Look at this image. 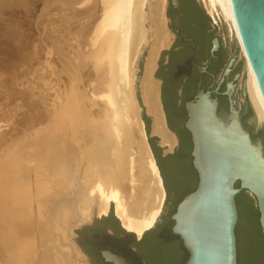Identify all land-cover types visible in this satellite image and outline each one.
I'll return each instance as SVG.
<instances>
[{"label":"bare ground","instance_id":"1","mask_svg":"<svg viewBox=\"0 0 264 264\" xmlns=\"http://www.w3.org/2000/svg\"><path fill=\"white\" fill-rule=\"evenodd\" d=\"M198 1L214 23L227 24L239 46L230 21L227 1ZM145 3L146 0H98L94 7L98 8L97 13L100 14L99 22L95 25V31L90 23L89 29L92 25V32L95 34L93 36L92 33L89 34L92 39L94 36L101 39L103 44L101 60L97 58L102 61L101 69L99 68L102 75L98 72L100 79L96 82V78L93 79L96 74L90 75L94 85L86 84L85 94L84 92L83 95L78 94L75 100L70 96L64 97V105L53 116H47L49 119L47 124L45 123V128L36 133L34 139L30 143L28 141L24 145L25 148L23 147L27 153L26 165L24 161H16V157L21 156L23 152L20 155L18 151L17 156L13 154L16 174L13 175L12 172L10 176H16L17 182L14 180L16 184L14 183L6 194V199L4 198L6 202H0L2 209L0 244L6 263L23 264L17 258L26 253L31 259L28 252L38 248V245H35L36 238L42 235L44 240H47V235L51 234L50 207L72 192L87 198L93 197L96 192L98 196L96 217L106 215L111 203L113 214L121 227L138 238L152 227L160 214L165 192L147 143L132 80L133 74L138 70L134 63L147 37L149 19L144 9ZM148 4L152 23L149 26L146 45L148 49L142 75L137 80V92L146 115L151 119L150 135L158 137L164 146L172 149L176 145V139L166 127L160 102V82L154 78L159 53L169 47L171 39L166 27V0H148ZM92 8V11L88 12H94ZM89 16L91 17V13ZM96 16L99 15L95 14L92 19L94 20ZM81 19L85 20V17ZM86 21L87 19L84 22ZM93 23L95 24L96 21L94 20ZM84 25L88 26L87 23ZM84 25L82 24L81 28ZM97 40L96 42L99 41ZM239 56L243 58L242 51ZM94 65L97 68L96 64ZM245 70L247 96L256 118L264 123V108L247 64ZM90 80L87 79L88 82ZM21 158L22 156L19 159ZM31 192L36 199L54 195H51L48 204L45 201L42 203L47 218L39 217L40 227L36 226L35 220L27 213V204L33 199L29 194ZM20 199L23 201L19 202V205ZM39 202L38 205L41 206ZM33 206L32 204L29 207L33 208ZM87 210L88 206L82 210L77 209V215L82 216ZM55 251L53 257H50L47 251L42 254L39 252L40 263L68 264L78 259L75 253H72L73 259H70L57 248Z\"/></svg>","mask_w":264,"mask_h":264},{"label":"water","instance_id":"2","mask_svg":"<svg viewBox=\"0 0 264 264\" xmlns=\"http://www.w3.org/2000/svg\"><path fill=\"white\" fill-rule=\"evenodd\" d=\"M196 1L198 3V0ZM226 1L230 21L239 42V53L240 51L243 53L244 69L247 64L264 108V0ZM168 3L169 0L166 8ZM170 4L174 8L179 7L178 0H170ZM144 9L149 19L147 37L134 63L140 71L132 76L141 119L144 117V110L138 98L137 80L142 70L141 63L144 60L149 26L152 23L148 0H146ZM217 48L218 41L215 39L211 52L213 53ZM235 61L236 55L228 63L223 78L213 92L200 90L202 73L205 72V68L198 65L200 78L197 95L193 101L186 104L188 119L185 128L191 137L190 156L198 182L196 189L177 204L175 212L170 217L173 221L171 231L179 238L188 254L185 264H238L235 231L238 222L236 197L242 192H246L255 200L258 225L264 238V142L263 144L255 143L249 132L242 126L239 111L235 109V102L231 99L235 87L233 82L227 85L224 93L228 97L229 112L223 111V118L217 115V101L211 98L212 93H217L224 77L231 72ZM238 64L241 68V61ZM245 73L240 88L244 99L248 97L245 89ZM240 77L238 72L234 81ZM154 78H156V72ZM237 104L239 109L240 104L238 102ZM255 116L248 117V124L256 126ZM148 119L150 123V118ZM262 123L260 128L263 129L264 123ZM145 135L148 143L146 131ZM149 137L158 140L154 136L149 135ZM166 199L165 192L161 212L149 230L144 231L139 238L122 228L125 233L135 236V239L139 241L146 232L156 229L163 215ZM97 204L96 192L91 198L72 192L50 207L51 235L56 238V248L70 259H73L72 253H75L82 264H96L97 260L80 245L79 232L94 227L102 218L112 215V204L110 203L108 213L96 217ZM85 206H88L86 214L78 216L77 209ZM109 229L112 232V229ZM243 244L244 237L241 234V248ZM100 256L105 264H129L124 256L110 249L101 250ZM143 264H150V262L143 258Z\"/></svg>","mask_w":264,"mask_h":264},{"label":"rangeland","instance_id":"3","mask_svg":"<svg viewBox=\"0 0 264 264\" xmlns=\"http://www.w3.org/2000/svg\"><path fill=\"white\" fill-rule=\"evenodd\" d=\"M167 1L168 0H166V4ZM97 3L98 0H0V202L5 201L6 194L12 189L14 183L16 184L17 182V177L13 176L16 174V163L13 162L15 160H13V154L17 156L19 152L20 155L22 152L23 154L25 153V157H23L22 154L21 159H19L21 156L18 155L19 157H16V161H24V164L26 165L27 153L24 149V145L28 143V141L30 143L34 139L33 137H35V134L41 132L43 127L45 128V125L47 124L46 122L49 119L47 116H53L57 110L64 105V99L67 96L73 97V100H75L78 97V94L79 96L85 94L84 90L87 91V88H84L86 87V84H92L95 78L97 82L98 79H100L99 77H101L98 72L102 65V61H100V56L102 55L100 53H102L101 46L103 44L101 39L94 36L96 39L93 37L95 40L93 41L91 37V35L93 36L95 34L92 31L96 30L95 25L99 22L100 17V14L97 13L98 8L94 7ZM197 4H199L209 18L210 16L207 14L202 4L199 1ZM92 7H94V9ZM91 8L94 12H91ZM89 10L91 11L88 12ZM90 13L91 17L89 16ZM95 14L99 16L95 17L94 20L96 23L94 24L92 18H94ZM86 16L88 17L86 18ZM83 17H85V20L87 19V21L91 19L89 23L86 21L88 26L84 25L86 23L84 22V19H81ZM88 18L90 19L88 20ZM92 20L93 22H91ZM80 21H82V23ZM78 23L80 24V27ZM90 23L94 26L93 30L92 25L89 29ZM209 23L212 27V21L210 18ZM82 24L84 25L83 28H81ZM218 26L220 30L218 31L215 29V32L220 35L229 54H234L236 52L235 65H237L239 61H241L242 64L241 68L239 67L236 71V73L239 72L241 77L236 81V89L233 91L234 94L236 92L240 93L241 83L245 73L244 60L239 56L240 53L236 38L230 33L227 24L223 23ZM87 27L88 29H86ZM89 33L92 34L90 35ZM89 35L91 38H89ZM96 40L98 42H96ZM147 49L144 53V60L141 63L142 69L147 55ZM97 58L100 60H97ZM93 61L95 62L93 63ZM89 63L91 65H89ZM94 64H96L98 69L94 67ZM88 66L90 67L88 68ZM91 67L93 68L91 69ZM137 69L136 73H139L140 70L138 67ZM92 71H97V73H93ZM99 73L102 75L101 71ZM93 74H96L94 75V80L92 77L90 78V75L93 76ZM141 75L142 70L138 80L141 78ZM96 76H98V78ZM87 79L93 81L90 80L88 82ZM72 87L73 89H71ZM79 89L81 93L79 92ZM138 98L140 105L144 110L139 93ZM234 102L236 105L237 102L242 104L244 101L239 97L237 98V102L236 99H234ZM89 107L90 106H87V108ZM144 117L150 118L146 115L145 110ZM101 123L103 122L101 121ZM149 124L151 125V119ZM260 127L261 122L256 118L255 131ZM160 143L159 140H155L156 145H159L161 148L166 147L161 143V145L164 146L162 147ZM173 149L174 148L168 149V147H166V149L164 148L162 150L166 153L167 151L171 152ZM11 163L13 166H11ZM12 172L13 175L10 176ZM10 177L11 179H9ZM14 180H16V182H14ZM30 190L31 189L29 188V191ZM29 194L33 199H31L32 201H30V204H27V213L33 220H35L37 223L36 226L40 227L41 220L39 217L43 218L44 216L47 218L44 214L45 207L42 203L45 201V203L48 204V200H50V197L53 194L45 197L42 196L44 197L43 199L42 197L36 199L35 195L33 197L34 193L32 192ZM40 199H42V201ZM22 201L23 200L20 199L18 203H21ZM38 202L41 206L38 205ZM31 203L34 205L33 208L29 207L32 206ZM38 208L40 210H38ZM1 210L2 209L0 208V214L2 212ZM112 215L115 218L113 210ZM1 219L2 215H0V221ZM119 226L122 229L120 223ZM108 232L110 234L112 233L110 229H108ZM55 242L56 239L51 234L47 235V240H44V237L41 235V237H38V239L36 238L35 240V245H38V248H36L35 251L32 250L28 252L31 255V259L26 253L17 258V260L23 264H43L40 263V255L47 251V254L50 255V257H53L56 252ZM39 252L41 254H38ZM69 263L82 264L78 259ZM0 264H9L3 259L1 244Z\"/></svg>","mask_w":264,"mask_h":264},{"label":"trees","instance_id":"4","mask_svg":"<svg viewBox=\"0 0 264 264\" xmlns=\"http://www.w3.org/2000/svg\"><path fill=\"white\" fill-rule=\"evenodd\" d=\"M187 8L196 9L209 22L202 8L195 0H187ZM226 63V61L224 62ZM226 98L222 99L221 112H227ZM250 112L241 116V123L253 138H264L263 130L255 134V125L248 124ZM148 143L159 169L163 186L167 195V213L156 229L146 232L142 239L136 241L134 236L121 230L119 222L110 214L102 218L94 227L79 232L80 245L95 257L96 264H105L100 256V251L110 249L112 252L124 256L129 264H143L145 258L150 264H185L188 254L181 241L175 236L171 228L173 221L171 215L175 212L177 204L197 186V175L192 167L190 156L192 145L190 139L181 144L179 151L174 155L162 157V149L155 144V139L150 138L149 119L142 118ZM238 222L236 225L238 264H264V238L258 225V212L255 200L246 192L236 197ZM243 221H245L243 223ZM112 229V233L108 229ZM244 237V244L240 246V235ZM136 249V250H135Z\"/></svg>","mask_w":264,"mask_h":264},{"label":"flooded vegetation","instance_id":"5","mask_svg":"<svg viewBox=\"0 0 264 264\" xmlns=\"http://www.w3.org/2000/svg\"><path fill=\"white\" fill-rule=\"evenodd\" d=\"M178 1L179 7L174 8L169 0L165 10L166 27L171 39L169 47L160 52L156 68V78L160 82V101L166 127L176 139L174 149L171 152L167 151L166 154L162 150V157L176 154L184 141L190 139L191 142L190 134L185 128L188 119L186 104L193 101L197 95L200 78L198 65L205 68V72L202 73L200 90L213 92L223 78L228 63L235 56L233 53L229 54L220 35L213 30L199 10L187 8V0ZM205 16L207 15L205 14ZM215 39L218 41V48L212 53V43ZM225 61L226 63H224ZM235 63L236 61L231 67V72L224 77L217 93L211 94V98L217 101V115L221 118H223L221 112L223 98H226L227 112H229L228 97L224 95L227 85L233 82L236 86L234 77L239 69V64L235 65ZM211 86L213 87L211 88ZM235 89L236 87L233 91ZM239 97L244 100L239 109L238 104L234 106L239 111V118L241 119V116L248 112L251 113L250 116H255L249 97L244 99L241 89L240 93L234 94L233 92L231 99L234 101ZM260 130L263 129L259 128L255 133L259 135ZM250 136L252 138L251 134ZM254 142L263 144L264 138L263 140L256 139ZM157 146L162 149L159 145ZM167 208L165 202L164 212L158 224L161 223L162 217L166 215Z\"/></svg>","mask_w":264,"mask_h":264},{"label":"built area","instance_id":"6","mask_svg":"<svg viewBox=\"0 0 264 264\" xmlns=\"http://www.w3.org/2000/svg\"><path fill=\"white\" fill-rule=\"evenodd\" d=\"M209 18H210V17H209ZM210 19H211V18H210ZM211 21H212V19H211ZM212 27H213L214 29L216 28L218 31L220 30L218 24L214 23L213 21H212Z\"/></svg>","mask_w":264,"mask_h":264},{"label":"crops","instance_id":"7","mask_svg":"<svg viewBox=\"0 0 264 264\" xmlns=\"http://www.w3.org/2000/svg\"><path fill=\"white\" fill-rule=\"evenodd\" d=\"M150 129H151V125H150ZM150 135V134H149ZM151 136H153L152 134H151ZM154 137H156V136H154ZM158 140H159V143H160V139L158 138V137H156ZM160 145H161V143H160ZM162 146V145H161ZM162 147H164V146H162ZM165 149H166V147H165Z\"/></svg>","mask_w":264,"mask_h":264}]
</instances>
